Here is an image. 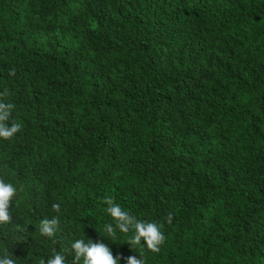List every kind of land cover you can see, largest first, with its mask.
<instances>
[{
	"label": "trees",
	"instance_id": "1",
	"mask_svg": "<svg viewBox=\"0 0 264 264\" xmlns=\"http://www.w3.org/2000/svg\"><path fill=\"white\" fill-rule=\"evenodd\" d=\"M0 102L21 124L0 255L83 264L90 239L119 264H264V0H0ZM109 198L158 252L107 236Z\"/></svg>",
	"mask_w": 264,
	"mask_h": 264
},
{
	"label": "clouds",
	"instance_id": "2",
	"mask_svg": "<svg viewBox=\"0 0 264 264\" xmlns=\"http://www.w3.org/2000/svg\"><path fill=\"white\" fill-rule=\"evenodd\" d=\"M11 104L0 102V140H10L14 135L21 131V124L11 123L9 126V117L11 115ZM17 194V188L10 182L0 179V223H7L11 219V204ZM107 214L113 218L114 224H106L104 232L110 238H115L117 231L127 234L134 232L128 240L131 246H146L152 252H158L159 246L164 242V234L154 222H146L136 219L128 212L124 211L119 204L113 202L111 198L107 199ZM53 208L59 211L60 206L53 205ZM172 217H168L171 222ZM57 220L42 221L40 232L49 238L55 234V226ZM143 242V243H142ZM74 250V260L76 262L83 259V264H119L121 255L113 256L109 246L100 240L93 242L84 239H77L71 244ZM132 250L131 248H129ZM64 257L59 253H55L46 264H63ZM0 264H16V261L7 253L0 255ZM126 264H142V260L136 256L126 258Z\"/></svg>",
	"mask_w": 264,
	"mask_h": 264
}]
</instances>
